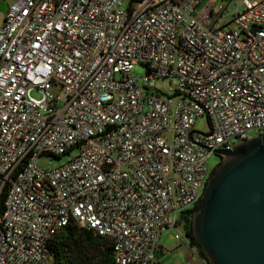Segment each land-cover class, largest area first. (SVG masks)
Wrapping results in <instances>:
<instances>
[{
  "label": "built area",
  "instance_id": "built-area-1",
  "mask_svg": "<svg viewBox=\"0 0 264 264\" xmlns=\"http://www.w3.org/2000/svg\"><path fill=\"white\" fill-rule=\"evenodd\" d=\"M227 2L13 1L0 23V264H50L69 224L109 239L115 264H154L167 228L179 243L175 212L199 202L216 151L264 133V0H240L223 24Z\"/></svg>",
  "mask_w": 264,
  "mask_h": 264
},
{
  "label": "water",
  "instance_id": "water-1",
  "mask_svg": "<svg viewBox=\"0 0 264 264\" xmlns=\"http://www.w3.org/2000/svg\"><path fill=\"white\" fill-rule=\"evenodd\" d=\"M191 226L212 264H264V133L219 149Z\"/></svg>",
  "mask_w": 264,
  "mask_h": 264
},
{
  "label": "trees",
  "instance_id": "trees-1",
  "mask_svg": "<svg viewBox=\"0 0 264 264\" xmlns=\"http://www.w3.org/2000/svg\"><path fill=\"white\" fill-rule=\"evenodd\" d=\"M3 198L4 193L0 197V213ZM193 210H182L177 223L182 225L190 246L198 251L199 257L205 264H212L195 238L191 226ZM51 246L54 251L51 264H115L109 239L74 224L61 228L51 239Z\"/></svg>",
  "mask_w": 264,
  "mask_h": 264
},
{
  "label": "rangeland",
  "instance_id": "rangeland-1",
  "mask_svg": "<svg viewBox=\"0 0 264 264\" xmlns=\"http://www.w3.org/2000/svg\"><path fill=\"white\" fill-rule=\"evenodd\" d=\"M13 1L14 0H0V23L3 21L4 16ZM239 1L240 0H216L217 5H224L226 4V2L228 3L221 19V22L223 24L232 19L233 14L236 10L241 9L242 6L239 5ZM203 7L204 6H202V10ZM200 8L201 7H199L194 12V14H196L198 17H200L201 15ZM227 27L234 28V25L232 23H229L225 25V28ZM132 73L136 75H143L145 73V67L142 64L136 63L132 66ZM170 85L171 81L168 79H161L155 82L156 88L163 91L164 93L169 92L168 89ZM32 96H39V94L35 92L32 93ZM195 127L199 130L206 131L208 129V126L205 118L199 119ZM249 134L256 135L257 133L251 132ZM66 160L67 155H63L53 159L40 157L38 159V164L42 168H52L62 164ZM207 161L211 166H213L214 164L219 163L220 158L218 155L212 154ZM179 216L180 212H175V217L179 218ZM179 226L180 229H182V236L179 243H177V240L173 238V235L175 233V230L173 228H167L162 231L159 242L160 249L154 264H205L204 261L199 257L198 251L194 247L190 246L188 239L184 234L182 225L179 224Z\"/></svg>",
  "mask_w": 264,
  "mask_h": 264
},
{
  "label": "crops",
  "instance_id": "crops-1",
  "mask_svg": "<svg viewBox=\"0 0 264 264\" xmlns=\"http://www.w3.org/2000/svg\"><path fill=\"white\" fill-rule=\"evenodd\" d=\"M211 0H205V4H206V2L208 3V2H210ZM202 260V259H201ZM205 263V262H204Z\"/></svg>",
  "mask_w": 264,
  "mask_h": 264
},
{
  "label": "flooded vegetation",
  "instance_id": "flooded-vegetation-1",
  "mask_svg": "<svg viewBox=\"0 0 264 264\" xmlns=\"http://www.w3.org/2000/svg\"><path fill=\"white\" fill-rule=\"evenodd\" d=\"M213 171H214V170H212L211 174L213 173ZM211 174H210V175H211Z\"/></svg>",
  "mask_w": 264,
  "mask_h": 264
}]
</instances>
